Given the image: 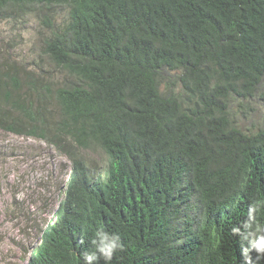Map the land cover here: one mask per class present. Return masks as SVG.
<instances>
[{
	"label": "trees",
	"instance_id": "16d2710c",
	"mask_svg": "<svg viewBox=\"0 0 264 264\" xmlns=\"http://www.w3.org/2000/svg\"><path fill=\"white\" fill-rule=\"evenodd\" d=\"M10 13L36 15L67 75L20 96L19 74L0 73V128L71 162L34 200L12 197L34 230L25 264H82L98 228L124 245L111 264H244L231 227L264 201V127L242 128L231 106L264 105V0H0ZM170 70L182 97L159 88Z\"/></svg>",
	"mask_w": 264,
	"mask_h": 264
},
{
	"label": "rangeland",
	"instance_id": "374dc122",
	"mask_svg": "<svg viewBox=\"0 0 264 264\" xmlns=\"http://www.w3.org/2000/svg\"><path fill=\"white\" fill-rule=\"evenodd\" d=\"M46 34L35 14H0V73L15 71L19 74L21 85L17 93L20 96L26 93L27 83L33 77L47 78L55 83L67 78L65 72L55 67L43 52ZM178 75V70L161 72L158 79L160 90L182 97ZM7 88L11 89L10 84ZM48 109L51 121L56 120L58 109L55 103L49 102ZM231 115L249 132L264 127V105L255 98L234 99ZM84 156L98 167L106 163L102 152L86 151ZM70 166L68 157L47 141L0 128V264H25L34 242L30 223L10 212L12 197L15 195L23 202L34 200L41 179L54 172L58 177L63 168L70 171ZM57 204L48 217H52ZM34 209L35 205H32L31 211L35 212ZM36 214L41 212L36 210Z\"/></svg>",
	"mask_w": 264,
	"mask_h": 264
},
{
	"label": "clouds",
	"instance_id": "9594fccd",
	"mask_svg": "<svg viewBox=\"0 0 264 264\" xmlns=\"http://www.w3.org/2000/svg\"><path fill=\"white\" fill-rule=\"evenodd\" d=\"M264 201L249 203L246 218L231 227L233 236L241 241L244 264H259L264 260ZM90 249L81 254L82 264H111L114 256L123 251L120 235L98 228L90 240ZM255 252V260L251 253Z\"/></svg>",
	"mask_w": 264,
	"mask_h": 264
}]
</instances>
